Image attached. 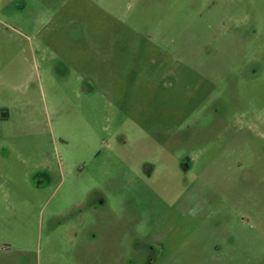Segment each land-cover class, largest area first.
<instances>
[{"label":"rangeland","instance_id":"obj_1","mask_svg":"<svg viewBox=\"0 0 264 264\" xmlns=\"http://www.w3.org/2000/svg\"><path fill=\"white\" fill-rule=\"evenodd\" d=\"M0 264H264V0H0Z\"/></svg>","mask_w":264,"mask_h":264},{"label":"flooded vegetation","instance_id":"obj_2","mask_svg":"<svg viewBox=\"0 0 264 264\" xmlns=\"http://www.w3.org/2000/svg\"><path fill=\"white\" fill-rule=\"evenodd\" d=\"M42 182V180H40V183Z\"/></svg>","mask_w":264,"mask_h":264}]
</instances>
